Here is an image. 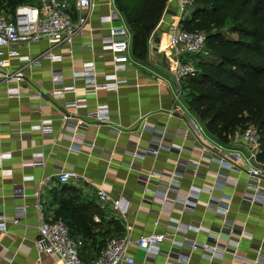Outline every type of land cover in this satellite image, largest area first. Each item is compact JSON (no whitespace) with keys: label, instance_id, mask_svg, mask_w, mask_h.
I'll return each instance as SVG.
<instances>
[{"label":"crops","instance_id":"0c3cea01","mask_svg":"<svg viewBox=\"0 0 264 264\" xmlns=\"http://www.w3.org/2000/svg\"><path fill=\"white\" fill-rule=\"evenodd\" d=\"M94 2L88 28L71 45L42 39L21 48L31 56L71 48L72 56L33 71L11 59L12 70L25 75L19 97L5 94L6 85H17L14 80L0 79V218L6 219L0 264L56 263L46 253L37 262L36 205L42 203L46 219L55 218L68 193L64 187L76 190L66 203L80 214L69 223L83 242L79 255L85 261L96 259L111 237L136 240L156 232L166 233L156 253L128 248L135 264H264V179L263 191L257 192L244 160L234 159L238 147L232 134L221 142L205 130L186 104L187 78L176 82L158 50L174 22L177 1L170 0L147 60L134 57L130 46V62L120 65L102 41L109 35L110 24L100 19L109 12L108 0ZM89 62L95 64L93 74L84 72ZM53 70L63 74L61 85L75 90L54 97ZM114 74L124 82L117 91L105 87L115 81ZM97 105L108 107L109 123L96 125L90 114ZM43 127L50 134L42 133ZM61 170L80 178L61 183ZM97 187L114 199L123 197L126 214L104 205ZM20 204L25 215L14 223ZM195 243L200 247L192 250Z\"/></svg>","mask_w":264,"mask_h":264},{"label":"built area","instance_id":"2783aa9c","mask_svg":"<svg viewBox=\"0 0 264 264\" xmlns=\"http://www.w3.org/2000/svg\"><path fill=\"white\" fill-rule=\"evenodd\" d=\"M176 1L177 14L174 16V22L169 26L167 45L163 47L161 42L158 45V50L164 54L173 79L180 83L185 78L198 72V59L195 58L193 60L189 57L194 55V57H205L208 52L206 50V34L204 32L179 27L180 21L188 14L192 0ZM169 2L170 0H168L167 6ZM94 6V0H38L34 4L18 5L10 17L0 15V79L5 84L12 80L17 84L16 86L6 85L5 94L8 97H19L21 93L19 85L25 81V75L19 68L12 70L11 59L20 61V63L33 71L34 69H39L44 62H59L67 56H72L71 48L61 53H54L51 49H47L37 56H31L22 54V46L42 39H47L51 43L65 42L71 45L74 37L88 28L89 16ZM108 6L109 12L100 17L102 22L110 24L109 35L104 37L102 41L115 64H127L130 62L131 32L116 6L115 0H108ZM176 18L177 20H175ZM117 21L119 24L115 25ZM85 66H87L85 73H94L95 64L93 62H89ZM51 77L55 84L52 91L54 97L75 90L73 86L61 85L63 81L61 72L53 70ZM113 77L115 81L106 84L105 87L117 91L119 84L124 82L118 81L115 74ZM37 93L42 95L40 91H37ZM177 110H180L178 106ZM90 115L95 119L98 126L110 122L108 107L105 105H97ZM64 120H67V116H65ZM194 127L197 130L201 129V127L196 125ZM41 131L44 134H50L51 130L48 127H43ZM231 141L232 144L238 147L235 150L234 159L244 160L246 168L255 180L254 189L257 192H262L263 189L260 188V184L263 181L264 168L259 159L262 147L258 128L250 124L243 130L235 132L231 137ZM158 151V148L153 149L151 154L155 156ZM78 178H80V175L75 171L61 170L58 174L59 181L64 184ZM96 194L104 205L112 207L121 215L126 214L128 202L123 197L114 199L102 187H97ZM35 195L39 198L40 189L35 191ZM256 198L255 195L252 201H255ZM36 210L39 235L36 240L39 252L38 263L41 262L42 253H46L56 257L55 264H135L134 257L128 252L130 245H136L147 253H156L160 243L166 238V233L156 232L142 235L136 240H132L129 237H111L100 249L96 259L85 261L79 255V247L83 242L80 238L71 235L66 222L61 217L46 219L43 215L44 209L40 201L36 205ZM16 211L14 223H18L21 217L25 215V204L17 205ZM0 230H6V219L4 217L0 218ZM210 246L215 249V245ZM198 247L200 246L195 243L192 246V250H196Z\"/></svg>","mask_w":264,"mask_h":264},{"label":"trees","instance_id":"16d2710c","mask_svg":"<svg viewBox=\"0 0 264 264\" xmlns=\"http://www.w3.org/2000/svg\"><path fill=\"white\" fill-rule=\"evenodd\" d=\"M28 0H0V9L9 10ZM168 0H115L131 32L134 57L147 60L150 41L166 10ZM231 19L230 31L213 30ZM187 30L206 29L207 56H199L198 72L187 77L186 104L205 130L221 142L248 125H255L261 136L264 160V0H192L188 14L180 21ZM55 218L69 227L75 216L66 202L76 190L63 189ZM67 196V197H66ZM104 246V245H103ZM102 246V247H103Z\"/></svg>","mask_w":264,"mask_h":264},{"label":"rangeland","instance_id":"374dc122","mask_svg":"<svg viewBox=\"0 0 264 264\" xmlns=\"http://www.w3.org/2000/svg\"><path fill=\"white\" fill-rule=\"evenodd\" d=\"M37 1L38 0H28V2H26V4H34ZM188 11H189V9H188ZM0 15L3 16V17H10L11 16V14L9 13V10L5 9V8L0 9ZM179 27L181 28L180 23H179ZM232 29L233 28H232V24H231V19L230 18H227L222 26L213 28V30H220V31H223V32L230 31V35L231 36L237 37L238 35L236 33H233ZM199 30L204 32V33L207 32L206 29L199 28ZM194 56H190L189 58L190 59H194ZM261 162H262V165H263V168H264V160H262Z\"/></svg>","mask_w":264,"mask_h":264},{"label":"bare ground","instance_id":"6f19581e","mask_svg":"<svg viewBox=\"0 0 264 264\" xmlns=\"http://www.w3.org/2000/svg\"><path fill=\"white\" fill-rule=\"evenodd\" d=\"M168 34L166 35V39L162 41V46L165 47L167 45V42H168Z\"/></svg>","mask_w":264,"mask_h":264},{"label":"water","instance_id":"95a60500","mask_svg":"<svg viewBox=\"0 0 264 264\" xmlns=\"http://www.w3.org/2000/svg\"><path fill=\"white\" fill-rule=\"evenodd\" d=\"M159 40H160V39H157V42H154V41H153V42H152V45H153V46H156L157 43L160 42ZM263 179H264V176H263Z\"/></svg>","mask_w":264,"mask_h":264}]
</instances>
